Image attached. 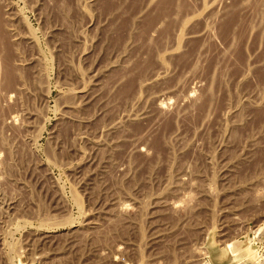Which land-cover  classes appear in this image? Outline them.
I'll return each mask as SVG.
<instances>
[{
	"label": "rangeland",
	"instance_id": "374dc122",
	"mask_svg": "<svg viewBox=\"0 0 264 264\" xmlns=\"http://www.w3.org/2000/svg\"><path fill=\"white\" fill-rule=\"evenodd\" d=\"M0 264H264V0H0Z\"/></svg>",
	"mask_w": 264,
	"mask_h": 264
},
{
	"label": "bare ground",
	"instance_id": "6f19581e",
	"mask_svg": "<svg viewBox=\"0 0 264 264\" xmlns=\"http://www.w3.org/2000/svg\"><path fill=\"white\" fill-rule=\"evenodd\" d=\"M221 259H224V257H223V258H221Z\"/></svg>",
	"mask_w": 264,
	"mask_h": 264
}]
</instances>
